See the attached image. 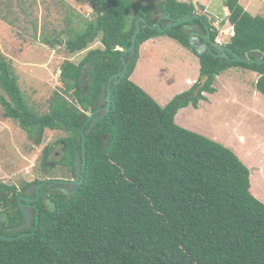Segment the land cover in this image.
<instances>
[{
    "label": "trees",
    "instance_id": "obj_1",
    "mask_svg": "<svg viewBox=\"0 0 264 264\" xmlns=\"http://www.w3.org/2000/svg\"><path fill=\"white\" fill-rule=\"evenodd\" d=\"M86 1L92 12L83 31L54 40L71 55L86 51L77 63H61L60 88L46 112L38 113L26 103L11 63L0 52L2 116L16 121L36 145L47 131L63 132L65 136L42 148L39 166L45 174L60 166L69 178L75 177L79 132L87 130V116L99 107L102 85L119 71L137 17L152 25L167 20L156 14L153 19L156 11L172 20L198 13L192 1ZM223 3L234 31L225 45L251 58L255 49L264 50V17L251 15L240 0ZM190 23L204 32L206 24L212 40L219 35L204 14L169 28L163 23L161 31L140 29L133 58L124 55V76L118 84L111 83L107 114L85 133L82 183L70 195L52 189L57 192L47 193L46 199L41 186L34 202L37 223L33 209L28 234L6 230L22 220L20 190L0 182L5 228L0 234L13 237L0 238V264H264V203L250 191V169L225 145L175 122L178 110L189 101L196 105L204 92L213 93L216 76L230 67L257 72L256 88L264 93V63L220 60L204 48L198 50L182 32ZM157 36L173 39L199 62L198 81L164 106L131 80L139 48ZM97 39L102 47L89 48ZM57 144L62 153L51 159ZM35 182L41 180L26 182L21 190Z\"/></svg>",
    "mask_w": 264,
    "mask_h": 264
},
{
    "label": "rangeland",
    "instance_id": "obj_2",
    "mask_svg": "<svg viewBox=\"0 0 264 264\" xmlns=\"http://www.w3.org/2000/svg\"><path fill=\"white\" fill-rule=\"evenodd\" d=\"M200 2H194L198 14L213 22L221 43L228 42L231 25L223 0ZM240 3L251 15L264 17V0ZM91 12L92 6L86 0H0V52L11 63L26 103L36 112H46L53 92L60 88L61 63H77L86 51L71 55L54 40L83 31ZM47 39L55 43L54 47ZM144 43L131 80L164 106L198 81V58L167 36ZM97 46L102 47L98 39L89 48ZM257 78V72L240 67L221 71L214 81L215 91L204 92L196 105L189 101L178 110L175 122L231 149L250 169L252 195L264 203V93L256 88ZM2 112L0 105V182L21 189L35 179H69L60 166L46 174L39 166L42 148L65 134L47 131L41 145L33 144L17 122L4 118ZM61 153V145L57 144L50 158L57 159Z\"/></svg>",
    "mask_w": 264,
    "mask_h": 264
},
{
    "label": "water",
    "instance_id": "obj_3",
    "mask_svg": "<svg viewBox=\"0 0 264 264\" xmlns=\"http://www.w3.org/2000/svg\"><path fill=\"white\" fill-rule=\"evenodd\" d=\"M156 14H159L160 16H162L163 19H167V22L165 20H163L162 22L156 21L154 24L151 25L147 22V20L145 18L139 16L135 20V29H134V32L131 36V44L121 54L120 61H119V71L112 74L107 79V82L105 84H103L101 87V92H100V95L97 99V104L99 105V107L87 116L85 123L87 124L88 122H90V124L87 127L86 131H84V129L82 128L79 132L78 137H77V143H79V142L81 143V149L80 150L77 149L76 154H75V161H74L75 178L71 179V180H69V179L68 180H66V179L65 180H50L51 181V185H50L51 189H57L59 191V193H67L68 195H70L82 183V181H83L82 172H83L84 165H85V146H84L85 133H88L90 131V129L94 126V124L98 120H100L102 117H104L105 114H107L109 107H110L111 83L114 81L115 84H118L120 82V79L124 76L126 69H127V61H126L124 55L126 53H129L130 54L129 59L133 58L136 36L139 33L140 29L142 27L143 28L148 27L152 30L157 28L159 31H161L162 30L161 24H163V23H165V28H169V27L181 24V23H187L188 21H191L194 18L198 17V14L194 13L190 16H186L183 18H177L176 20H172L169 17V15L164 14L163 12H158ZM154 18H155V15H154L153 19ZM188 28L193 29L192 32L188 35V37L193 43H195L198 50L204 48V51L206 53L212 54L213 56L219 58L220 60L225 59L226 61H238V62H245V63H250V64H252V63H257V64L264 63V59H262L264 57V50L255 49L253 51L254 54H253L252 58L250 57L248 52H245L243 55H239L236 52H234L231 48H229V47H227V46H225V45H223L217 41L211 40L210 30L208 29L207 25H205V28H206L205 34L202 33V28L199 27L196 23L185 24L182 32L187 33ZM192 35L200 37L203 41H200L198 39L193 40ZM206 80H207V76L202 78L201 82L197 85V87L194 91V95L198 94V91L200 90L201 87L204 86ZM97 113H99V114L96 115ZM47 181H49V178L46 179L42 183H36L35 190H36L37 198L39 196V187ZM31 189H32L31 186H29L27 188L28 194L30 193ZM46 194H47L46 192L43 193V199L47 198ZM30 202H31V199L29 197L24 196V195H21L18 198V207H19L21 214H22V220L17 226H11V227L7 228L6 230L15 231V232L24 231L19 236H23V235L28 234L27 230L31 227L32 222L34 220V212H33L32 208L36 209L35 223H37V219H38V210H37L36 206L34 204H31ZM0 238L12 239L13 237H8V236H4L3 234H0Z\"/></svg>",
    "mask_w": 264,
    "mask_h": 264
},
{
    "label": "flooded vegetation",
    "instance_id": "obj_4",
    "mask_svg": "<svg viewBox=\"0 0 264 264\" xmlns=\"http://www.w3.org/2000/svg\"><path fill=\"white\" fill-rule=\"evenodd\" d=\"M192 28H188L187 29V32L188 33H191L192 32ZM204 32V31H203ZM75 178V177H74ZM74 178H69V180H71V179H74ZM47 178H45V179H42L41 180V182H35L34 184H31V185H29V186H31L32 187V189L30 190V193L29 194H27V188L29 187H27V188H25L24 190H21L20 189V194L19 195H21V194H25L27 197H29L30 199H31V204H34V202L35 201H37L38 200V198H39V196H40V194H39V196H38V198L37 199H35V196L37 197V195H36V190H35V187H36V183H42V182H44L45 180H46ZM51 180H65V178H61V179H51ZM66 180H68V179H66ZM50 184H51V181H47V182H45V183H43L41 186H43V188H44V191H43V193L44 192H46V193H51V192H57L56 190H52L51 188H50ZM40 186V187H41ZM40 187H39V189H40ZM59 192V191H58ZM68 195V194H67ZM46 203H45V206L47 207V206H50V202H48V201H45ZM34 208H32V210H33ZM1 214H2V212L0 211V229H2V230H4L3 228H2V223H1Z\"/></svg>",
    "mask_w": 264,
    "mask_h": 264
},
{
    "label": "clouds",
    "instance_id": "obj_5",
    "mask_svg": "<svg viewBox=\"0 0 264 264\" xmlns=\"http://www.w3.org/2000/svg\"><path fill=\"white\" fill-rule=\"evenodd\" d=\"M158 12H161V11H156L155 13H154V15L156 14V13H158ZM198 14V13H197ZM156 15H158V16H160L159 14H156ZM198 16H199V14H198ZM160 17H162V16H160ZM138 18V17H137ZM166 22H167V20H165ZM190 24H192V23H190ZM197 24V23H196ZM198 25V24H197ZM206 25V24H205ZM199 26V25H198ZM199 27H201V26H199ZM202 28V27H201ZM183 29H184V25H183ZM209 29V28H208ZM210 30V29H209ZM183 31V30H182ZM202 33H206V28H205V32H203V29H202ZM230 33V35L228 36V38H230V36H232L233 34H234V31H233V28H232V26H231V31L229 32ZM187 34L189 35L190 33H188L187 32ZM193 36H195V35H192V38H193ZM196 38L195 39H193V40H196V39H198V40H200V41H203L200 37H198V36H195ZM211 38V37H210ZM219 36L215 39V40H213V41H217V42H219V43H221L220 41H219ZM212 40V39H211ZM221 44H223V45H225L226 43H221ZM226 46V45H225ZM228 47V46H227ZM48 179V178H47ZM52 178H49V181L51 180ZM20 190V189H19ZM45 193V192H44ZM28 194V193H27ZM21 195H24V196H26L25 194H21ZM21 195H19V197L21 196ZM27 197V196H26ZM35 205V204H34Z\"/></svg>",
    "mask_w": 264,
    "mask_h": 264
},
{
    "label": "crops",
    "instance_id": "obj_6",
    "mask_svg": "<svg viewBox=\"0 0 264 264\" xmlns=\"http://www.w3.org/2000/svg\"><path fill=\"white\" fill-rule=\"evenodd\" d=\"M195 1L200 2L201 0H194V2H195ZM205 1L208 2V0H205ZM192 2H193V1H192ZM194 2H193V3H194ZM194 4H195V3H194ZM201 4H202V6H203V3H202V2H200V5H201ZM196 8H197V6H196ZM144 44H145V43H144Z\"/></svg>",
    "mask_w": 264,
    "mask_h": 264
}]
</instances>
